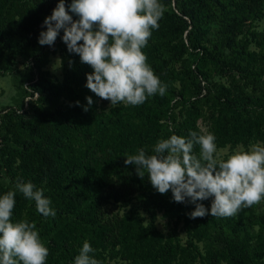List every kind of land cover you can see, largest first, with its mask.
I'll return each instance as SVG.
<instances>
[{"label":"trees","instance_id":"1","mask_svg":"<svg viewBox=\"0 0 264 264\" xmlns=\"http://www.w3.org/2000/svg\"><path fill=\"white\" fill-rule=\"evenodd\" d=\"M58 3L0 0V77L18 75L14 102L0 108V195L16 191L12 220L36 224L45 264H74L85 241L101 264H264V200L233 217L191 219L194 204L124 163L172 134H205L199 121L217 149L264 146V0H160L163 18L142 51L166 94L115 107L86 87L93 69L68 51L63 29L54 45L39 44ZM54 53L60 77L47 68ZM18 179L44 189L54 218L16 190Z\"/></svg>","mask_w":264,"mask_h":264},{"label":"clouds","instance_id":"2","mask_svg":"<svg viewBox=\"0 0 264 264\" xmlns=\"http://www.w3.org/2000/svg\"><path fill=\"white\" fill-rule=\"evenodd\" d=\"M73 13L79 19L74 20ZM163 15L160 0H72L67 10L65 0H59L43 21L46 30L40 32L38 42L54 45L63 29L68 51L79 54L81 62L93 69L86 74V87L110 101L112 107L121 102L138 106L149 97L166 94L167 84L154 73L142 51L153 30L159 29ZM86 99L85 111L93 103L91 96ZM196 145L200 147L198 155L194 153ZM216 151L213 133L191 131L187 137L172 134L158 140L151 153L139 148L137 154L126 156L124 163L134 164L141 179L147 174L160 194L171 189L175 202L194 204L191 219L209 214L233 217L264 200V146L252 144L226 160H218ZM16 190L34 201L44 217L56 216L44 189L18 179ZM15 195L14 190L0 195V264H45L49 249L36 224L27 219L12 220ZM209 198L210 209L202 203ZM94 251L85 241L74 264H101L92 255Z\"/></svg>","mask_w":264,"mask_h":264},{"label":"rangeland","instance_id":"3","mask_svg":"<svg viewBox=\"0 0 264 264\" xmlns=\"http://www.w3.org/2000/svg\"><path fill=\"white\" fill-rule=\"evenodd\" d=\"M264 28V22H261L258 26V29ZM47 68L56 76L60 77L61 75V65H60V57L58 53H54L50 55V63L47 65ZM18 75L15 73L8 74L5 76L0 77V108L1 105L9 104L11 102H14V96H15V82H18ZM200 128L203 130V132L208 133L207 131V125H205L202 121H199ZM249 149V148H248ZM244 148L242 146H237L234 148H231L229 146H226L225 148L217 149L215 153V157L217 159H222L226 156H230L236 151H243ZM157 225L161 230H166V219L162 217V214H158L157 218Z\"/></svg>","mask_w":264,"mask_h":264}]
</instances>
